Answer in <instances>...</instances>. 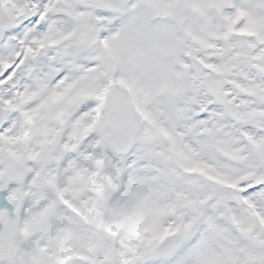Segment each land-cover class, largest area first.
Returning <instances> with one entry per match:
<instances>
[{"label":"snow or ice","instance_id":"1","mask_svg":"<svg viewBox=\"0 0 264 264\" xmlns=\"http://www.w3.org/2000/svg\"><path fill=\"white\" fill-rule=\"evenodd\" d=\"M0 264H264V0H0Z\"/></svg>","mask_w":264,"mask_h":264}]
</instances>
